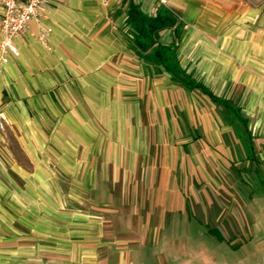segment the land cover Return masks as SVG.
<instances>
[{
  "label": "crops",
  "instance_id": "obj_1",
  "mask_svg": "<svg viewBox=\"0 0 264 264\" xmlns=\"http://www.w3.org/2000/svg\"><path fill=\"white\" fill-rule=\"evenodd\" d=\"M170 3L179 22L151 44L141 29L159 0H46V16L16 40L0 113L25 161L13 152L0 165V264H141L173 214L190 218L197 189L205 200L239 189L234 166L262 155L264 1ZM41 24L53 28L48 45ZM242 123L260 143L252 151L234 131ZM231 210L205 213L247 214Z\"/></svg>",
  "mask_w": 264,
  "mask_h": 264
},
{
  "label": "rangeland",
  "instance_id": "obj_2",
  "mask_svg": "<svg viewBox=\"0 0 264 264\" xmlns=\"http://www.w3.org/2000/svg\"><path fill=\"white\" fill-rule=\"evenodd\" d=\"M263 1L219 0L221 6L228 10L257 7ZM214 96L216 97L215 94ZM228 101L231 99L220 97V102L228 104ZM233 111L234 115H238L240 110L235 108ZM227 112L228 116L234 117L229 109ZM238 127L239 130L234 131L244 137L243 149H256L260 143L249 140L246 123L239 124ZM16 134L17 131L9 126L5 118L0 119L1 166H7L8 160L12 162L13 152L16 156L19 155L16 159L25 161ZM261 151L262 155L256 150L253 155L240 159L239 166H234L239 175V189L231 186H226V189H210L209 194L214 191V196L208 194L209 200H205L201 189H197V196L191 199L187 211L190 218L184 212L183 216L181 212L173 214L171 229L165 228L161 232L159 244L153 251L139 254L140 259L135 261L141 264H264V148ZM248 161L250 164L247 165ZM248 182L253 185H247ZM31 192L33 195H40L39 189L33 188ZM50 196L52 194L49 192ZM198 199L204 203L200 204ZM214 200H217L215 204H208ZM233 208H237L239 214L245 208L246 216L242 214L239 218L228 221H214V215L211 217L210 213L209 216L205 213L206 209L216 214L231 212Z\"/></svg>",
  "mask_w": 264,
  "mask_h": 264
},
{
  "label": "built area",
  "instance_id": "obj_3",
  "mask_svg": "<svg viewBox=\"0 0 264 264\" xmlns=\"http://www.w3.org/2000/svg\"><path fill=\"white\" fill-rule=\"evenodd\" d=\"M161 5L172 10L170 0H159ZM2 10L0 17V71L13 57L19 55L16 40L28 29L32 21L41 20L46 16V0H0ZM53 32L51 26L40 25L37 38L48 45ZM0 119L4 117L0 113Z\"/></svg>",
  "mask_w": 264,
  "mask_h": 264
},
{
  "label": "trees",
  "instance_id": "obj_4",
  "mask_svg": "<svg viewBox=\"0 0 264 264\" xmlns=\"http://www.w3.org/2000/svg\"><path fill=\"white\" fill-rule=\"evenodd\" d=\"M178 22H179V18L176 15V13L167 7H163L161 14H159V16L155 19H150V24L145 25V27H143L141 29V33L143 32V35L145 37V44L153 43V40H157L159 38L160 32L163 29L170 27V26H173ZM157 52H158V54H162V52H160V50ZM193 83H194V86L195 85L199 86L198 84H196L194 82L193 79L188 82V84H191V85ZM206 92L209 95H211L214 100H219L210 91H206Z\"/></svg>",
  "mask_w": 264,
  "mask_h": 264
}]
</instances>
